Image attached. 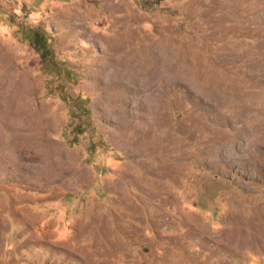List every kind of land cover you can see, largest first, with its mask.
Listing matches in <instances>:
<instances>
[{"label":"rangeland","instance_id":"rangeland-1","mask_svg":"<svg viewBox=\"0 0 264 264\" xmlns=\"http://www.w3.org/2000/svg\"><path fill=\"white\" fill-rule=\"evenodd\" d=\"M0 264H264V0H0Z\"/></svg>","mask_w":264,"mask_h":264}]
</instances>
